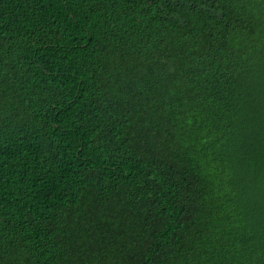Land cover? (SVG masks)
I'll list each match as a JSON object with an SVG mask.
<instances>
[{"label": "trees", "instance_id": "obj_1", "mask_svg": "<svg viewBox=\"0 0 264 264\" xmlns=\"http://www.w3.org/2000/svg\"><path fill=\"white\" fill-rule=\"evenodd\" d=\"M0 264H264V0H0Z\"/></svg>", "mask_w": 264, "mask_h": 264}]
</instances>
